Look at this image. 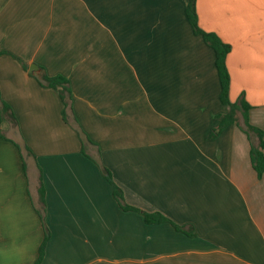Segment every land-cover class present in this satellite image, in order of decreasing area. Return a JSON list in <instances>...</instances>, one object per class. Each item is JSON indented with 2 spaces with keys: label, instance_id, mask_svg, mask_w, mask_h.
I'll return each mask as SVG.
<instances>
[{
  "label": "crops",
  "instance_id": "1",
  "mask_svg": "<svg viewBox=\"0 0 264 264\" xmlns=\"http://www.w3.org/2000/svg\"><path fill=\"white\" fill-rule=\"evenodd\" d=\"M186 3L0 0V96L18 123H0V264L37 256L39 169L50 231L41 264H264V175L237 123L210 138L226 107ZM196 11L230 44L229 98L243 94L264 134V0H196ZM41 73L68 79L74 116L126 203L190 224L194 236L118 206Z\"/></svg>",
  "mask_w": 264,
  "mask_h": 264
},
{
  "label": "trees",
  "instance_id": "2",
  "mask_svg": "<svg viewBox=\"0 0 264 264\" xmlns=\"http://www.w3.org/2000/svg\"><path fill=\"white\" fill-rule=\"evenodd\" d=\"M185 15L192 29V32L194 34L200 35L205 44L212 48L214 52V64L220 85L219 98L222 104L226 107V111L224 113H219L214 116V119L216 120V126L212 129L210 133V138H214L226 125L231 123H237V125L241 128V130L246 134L248 138L250 144V162L253 169L256 171L258 176L264 175L263 131L249 122L248 110L251 108V105L244 99L243 94H241L238 99L234 102H232L229 98L230 75L226 64V57L228 52L230 51L231 46L230 44L224 42L215 32L206 31L200 27L196 11V0H187L185 7ZM6 53L8 52L4 50L0 51V54ZM23 65L25 68L27 67L25 64ZM38 82L41 86L51 87L58 91V94L63 104V109L61 112L63 121L65 123L70 124L80 135L81 152L91 158L96 163V165L100 169L102 176L111 185L112 196L122 210L135 211L141 214L143 220L148 224L168 222L175 230L183 232L188 236H194V228L190 224L179 225L173 222L170 218L163 215L161 212L145 211L141 208L126 203L122 189L114 182L110 170L102 163L99 155V149L88 138V136L80 127L74 116V113L72 111L71 88L68 79L60 74L50 76L46 73H41L40 75H38ZM2 121L8 122L10 127L18 129V123L14 113L11 110V107L8 103L2 100L0 96V123ZM15 144L22 157L23 168H25L23 161V150H25L27 153L31 152L22 141L20 142V144L17 142ZM89 146L95 147V155H92L88 152L87 149ZM33 208L40 219L43 230V238L39 244L37 256L32 264H41L45 255L46 244L50 237V231L45 222V189L40 169L37 184V202L33 203Z\"/></svg>",
  "mask_w": 264,
  "mask_h": 264
},
{
  "label": "water",
  "instance_id": "3",
  "mask_svg": "<svg viewBox=\"0 0 264 264\" xmlns=\"http://www.w3.org/2000/svg\"><path fill=\"white\" fill-rule=\"evenodd\" d=\"M38 68L35 64H30L29 66V73H33L34 71H36Z\"/></svg>",
  "mask_w": 264,
  "mask_h": 264
},
{
  "label": "rangeland",
  "instance_id": "4",
  "mask_svg": "<svg viewBox=\"0 0 264 264\" xmlns=\"http://www.w3.org/2000/svg\"><path fill=\"white\" fill-rule=\"evenodd\" d=\"M89 147H90V146H89ZM89 147H88V148H89ZM92 150H95V148H92Z\"/></svg>",
  "mask_w": 264,
  "mask_h": 264
}]
</instances>
